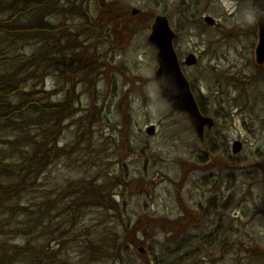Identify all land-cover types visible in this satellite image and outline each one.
<instances>
[{
	"label": "rangeland",
	"instance_id": "rangeland-1",
	"mask_svg": "<svg viewBox=\"0 0 264 264\" xmlns=\"http://www.w3.org/2000/svg\"><path fill=\"white\" fill-rule=\"evenodd\" d=\"M73 1L79 11L68 16L85 49L69 59L80 57L68 62L70 81L62 66L43 86L58 100L74 86L75 114L59 145L75 155L52 163L35 193L69 183L90 190L94 181L115 203L104 210L111 204L86 199L72 213L63 204L64 219L41 232L48 249L67 264H264V65L255 60L253 17L264 0ZM159 14L177 34L196 99L215 120L207 141L153 79L148 34ZM188 53L195 64L183 62ZM235 139L242 147L233 154Z\"/></svg>",
	"mask_w": 264,
	"mask_h": 264
},
{
	"label": "trees",
	"instance_id": "trees-1",
	"mask_svg": "<svg viewBox=\"0 0 264 264\" xmlns=\"http://www.w3.org/2000/svg\"><path fill=\"white\" fill-rule=\"evenodd\" d=\"M76 3L0 0V264H67L53 248L48 249L50 244L42 239L46 234L41 233L43 229L64 219L60 216L63 204L72 213L74 203L86 199H96L99 203L92 205L98 208L110 203L111 207L104 210L112 209L115 203L114 197H107L108 191L94 181L89 182L90 190L84 185L72 188L70 183L54 185L50 194L64 190V199L59 201V194L50 199L46 191L35 193L38 180L52 163L61 156L75 155V151L68 152L67 143L59 145L71 123L69 117L75 114L74 86L58 100L53 96L54 88L45 89L43 84L55 68L62 66L68 68L63 71L68 81L75 76L70 65L80 57L69 59L85 49L73 31L74 16H68L79 11ZM261 4L256 5L264 10ZM85 12L82 14L88 18ZM66 188L73 191L66 192ZM34 231L40 234L32 238Z\"/></svg>",
	"mask_w": 264,
	"mask_h": 264
},
{
	"label": "water",
	"instance_id": "water-1",
	"mask_svg": "<svg viewBox=\"0 0 264 264\" xmlns=\"http://www.w3.org/2000/svg\"><path fill=\"white\" fill-rule=\"evenodd\" d=\"M136 11L137 9L134 8L132 13H136ZM253 16L258 25V43L255 47V58L258 64H264V12L255 9ZM204 20L209 24L214 23V19L210 16H206ZM175 38L176 33L170 26L167 16L163 14L156 15L148 35L149 41L156 47L158 63L153 79L168 103L173 108L186 114L197 136L200 140H203L205 128L212 127L214 120L208 115H204L199 109L190 83L182 71L174 47ZM195 62L196 56L194 53H189L184 59L186 65H193ZM145 132L149 135L155 133V125H148ZM241 145L239 140H234L232 153H238Z\"/></svg>",
	"mask_w": 264,
	"mask_h": 264
}]
</instances>
